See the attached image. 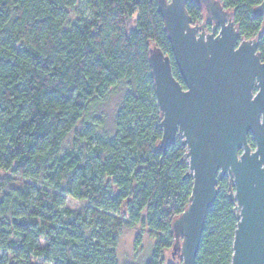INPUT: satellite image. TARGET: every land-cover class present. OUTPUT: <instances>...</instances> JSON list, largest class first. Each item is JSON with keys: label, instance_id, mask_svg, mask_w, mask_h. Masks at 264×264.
Returning a JSON list of instances; mask_svg holds the SVG:
<instances>
[{"label": "trees", "instance_id": "1", "mask_svg": "<svg viewBox=\"0 0 264 264\" xmlns=\"http://www.w3.org/2000/svg\"><path fill=\"white\" fill-rule=\"evenodd\" d=\"M221 2L264 62L262 0ZM187 10L202 20L198 3ZM152 45L183 83L157 0H0V264H119V237L137 227L152 257L123 264H164L193 178L181 137L159 147ZM117 90L108 127L99 110ZM217 187L195 264H231L229 178Z\"/></svg>", "mask_w": 264, "mask_h": 264}, {"label": "water", "instance_id": "2", "mask_svg": "<svg viewBox=\"0 0 264 264\" xmlns=\"http://www.w3.org/2000/svg\"><path fill=\"white\" fill-rule=\"evenodd\" d=\"M183 83L171 58L149 49L163 150L181 137L193 178L189 203L171 223L170 254L195 264L218 178H229L237 219L231 264H264V62L258 36L244 38L221 0H157ZM204 7L214 21L194 22L187 2ZM264 17V0L253 8ZM219 27V28H218ZM242 51L235 56L232 53ZM252 139L254 146L249 140Z\"/></svg>", "mask_w": 264, "mask_h": 264}, {"label": "rangeland", "instance_id": "3", "mask_svg": "<svg viewBox=\"0 0 264 264\" xmlns=\"http://www.w3.org/2000/svg\"><path fill=\"white\" fill-rule=\"evenodd\" d=\"M122 95L123 91L120 90L111 93L108 100L99 110L103 113L108 127L113 126L114 116L121 103ZM65 205L75 209L79 207L80 203L78 200L66 196ZM139 235H141V239L139 243L136 244V239ZM154 245L155 240L149 236L147 231H143L139 227L125 229L122 231L117 245V259L119 264H123L126 261H137L142 263L149 260L152 257ZM171 262L179 264L180 260L178 257H172L168 252L164 264H171Z\"/></svg>", "mask_w": 264, "mask_h": 264}, {"label": "flooded vegetation", "instance_id": "4", "mask_svg": "<svg viewBox=\"0 0 264 264\" xmlns=\"http://www.w3.org/2000/svg\"><path fill=\"white\" fill-rule=\"evenodd\" d=\"M195 2H196V1H195ZM196 3H197V2H196ZM198 4L202 7V9H203V11H204V8H203L204 6H203L201 3H198ZM203 22L206 23L205 30H207V31H211L212 28H213L214 21H213L212 19H210V17H206V16H205V11H204V14H203V18H202L201 21H199V23H203ZM218 28H219V27H218ZM171 256H172V257H175L176 254H174V255L171 254Z\"/></svg>", "mask_w": 264, "mask_h": 264}, {"label": "snow or ice", "instance_id": "5", "mask_svg": "<svg viewBox=\"0 0 264 264\" xmlns=\"http://www.w3.org/2000/svg\"><path fill=\"white\" fill-rule=\"evenodd\" d=\"M232 54L235 55V56H240V55L243 54V52L242 51H238V52H235V53H232Z\"/></svg>", "mask_w": 264, "mask_h": 264}]
</instances>
